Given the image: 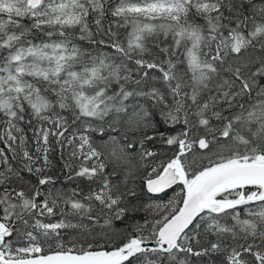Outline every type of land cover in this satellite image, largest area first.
Here are the masks:
<instances>
[{
	"label": "snow or ice",
	"instance_id": "obj_1",
	"mask_svg": "<svg viewBox=\"0 0 264 264\" xmlns=\"http://www.w3.org/2000/svg\"><path fill=\"white\" fill-rule=\"evenodd\" d=\"M0 144V264H264V0H0Z\"/></svg>",
	"mask_w": 264,
	"mask_h": 264
},
{
	"label": "trees",
	"instance_id": "obj_2",
	"mask_svg": "<svg viewBox=\"0 0 264 264\" xmlns=\"http://www.w3.org/2000/svg\"><path fill=\"white\" fill-rule=\"evenodd\" d=\"M29 135H31V134L29 133ZM0 147H3V145L0 144ZM49 159L51 161V166L48 170V174L51 175L54 178V180L56 181L53 186H50V187H52L53 195H55V191L57 189L71 190L72 188L77 187V186H79L83 191H87L88 185H89V182L87 180H85L83 178L69 180L67 178V176H68L67 171L62 170L63 169V162L60 159L58 147L53 146V151L50 153ZM132 163L134 164L135 161H132ZM124 167H125L124 165L120 164L119 168H120L121 172H123ZM174 191H179V188L175 187L173 191L169 192V196H171ZM52 219L54 220L55 218H52ZM45 222H48V220H45ZM73 222L75 223L76 221H73ZM117 227H120V225L118 224ZM211 259L213 261H215L216 264H219V260H220L219 257L213 256ZM207 261H208L207 257H202L199 259L194 258L193 264H207Z\"/></svg>",
	"mask_w": 264,
	"mask_h": 264
},
{
	"label": "rangeland",
	"instance_id": "obj_3",
	"mask_svg": "<svg viewBox=\"0 0 264 264\" xmlns=\"http://www.w3.org/2000/svg\"><path fill=\"white\" fill-rule=\"evenodd\" d=\"M113 134H115V133H113ZM96 139H97V143H99V142H100V138L97 137ZM103 139L106 140V139H107V136L103 137ZM113 147H114L113 145H107V146L104 148V151H105L106 153H110V152L112 151V148H113ZM112 167H115L117 171L121 172V171H120V168H119V167H120V162H116L114 165L110 166V170H111Z\"/></svg>",
	"mask_w": 264,
	"mask_h": 264
}]
</instances>
